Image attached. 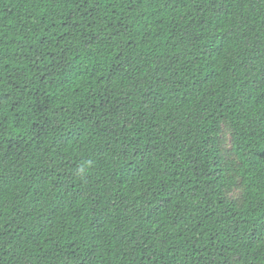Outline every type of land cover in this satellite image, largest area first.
<instances>
[{
	"label": "trees",
	"instance_id": "16d2710c",
	"mask_svg": "<svg viewBox=\"0 0 264 264\" xmlns=\"http://www.w3.org/2000/svg\"><path fill=\"white\" fill-rule=\"evenodd\" d=\"M0 264H264V0H0Z\"/></svg>",
	"mask_w": 264,
	"mask_h": 264
},
{
	"label": "clouds",
	"instance_id": "9594fccd",
	"mask_svg": "<svg viewBox=\"0 0 264 264\" xmlns=\"http://www.w3.org/2000/svg\"><path fill=\"white\" fill-rule=\"evenodd\" d=\"M84 171H85V169L84 168H81L80 169V174L83 175Z\"/></svg>",
	"mask_w": 264,
	"mask_h": 264
},
{
	"label": "rangeland",
	"instance_id": "374dc122",
	"mask_svg": "<svg viewBox=\"0 0 264 264\" xmlns=\"http://www.w3.org/2000/svg\"><path fill=\"white\" fill-rule=\"evenodd\" d=\"M228 141L230 142V137H228Z\"/></svg>",
	"mask_w": 264,
	"mask_h": 264
}]
</instances>
